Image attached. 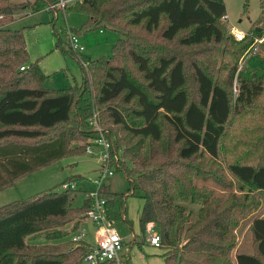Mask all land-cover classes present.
<instances>
[{
    "label": "trees",
    "instance_id": "trees-1",
    "mask_svg": "<svg viewBox=\"0 0 264 264\" xmlns=\"http://www.w3.org/2000/svg\"><path fill=\"white\" fill-rule=\"evenodd\" d=\"M52 1L0 0V190L52 160L83 151L96 137L88 124L96 112L109 153L117 157L114 169L127 179L131 194L142 199L139 232L144 236L146 225L152 224L160 235L165 264H264V216L251 215L259 206L257 197L249 194L264 193V57L255 53L238 71L232 65L264 35V0H259L260 12L240 40L226 30L223 0L70 3L51 12L53 20L81 11L86 21L79 29L60 30L52 22L53 47L75 55L81 82L46 89L37 59H27L22 29L6 25L18 10L46 7L50 12ZM86 27L122 35L107 59L62 48L61 34L77 35ZM176 46H198L197 60L175 55ZM211 59L224 64L223 80L208 69L206 61ZM190 78L194 98L187 88ZM260 99L263 103L256 105ZM244 117L262 118L250 126L245 139L230 138L226 152L234 154L222 152L230 125ZM76 141L80 149L71 146ZM238 149L241 155H236ZM221 153L226 158L223 172L230 177L216 164ZM196 180H212L231 191L218 195ZM103 194L106 217L125 221L127 192L104 186ZM75 199L74 190L66 189L3 205L8 209L0 210V264H79L88 247L70 237L85 217L89 200L84 193L80 202ZM75 212L72 221L68 217ZM65 219L72 223L67 232L50 230ZM246 226L254 253L237 251L233 261L235 230ZM41 231L48 239L61 240L30 253L28 247L36 244L26 239Z\"/></svg>",
    "mask_w": 264,
    "mask_h": 264
},
{
    "label": "rangeland",
    "instance_id": "rangeland-1",
    "mask_svg": "<svg viewBox=\"0 0 264 264\" xmlns=\"http://www.w3.org/2000/svg\"><path fill=\"white\" fill-rule=\"evenodd\" d=\"M11 1L15 3H21L25 1L32 2L33 0ZM223 1L226 7V15L228 19L222 18V20L225 24L228 34H230V36H233L232 30L234 29L241 30L245 33L248 30L251 22L257 18L260 12L259 0ZM54 11L51 10L49 12L46 7H43L42 9L35 12L29 11L28 9L18 10L13 13V20L9 22L6 27H8L9 29H22L27 51V59L28 61H34L37 59L38 66L45 76L41 82L42 87L46 89H63L73 84H79L81 82V71L75 55H64L58 48L53 47L56 38L52 33L51 24L53 22L56 30H60V28L63 26L72 29H79L81 25L85 23L86 15L81 11H70L63 17L59 14L58 17L53 20V14H55L56 11L59 10H56L55 12ZM69 34L74 33L67 32L66 38L64 34L60 35L62 48H66L69 46ZM76 36L77 42L79 44H82L84 48L83 51L78 52L77 55H87L91 59H95L98 57L107 59L111 54L112 44L116 39L122 37V35L117 31L103 27L92 29H87V27L82 28L81 31H78V34ZM205 46L208 47V45ZM254 47H257L256 52L252 51ZM198 48V46H176L173 50V53L175 55H183L186 61H195L198 58L197 53L200 50ZM255 53L260 54V57H264V35L260 38H257L254 41L252 47L250 46L247 51L239 57L237 62L232 63V65L237 66V71L241 70L247 64L249 58H251ZM206 62L208 65V69L213 74L214 78H220V80H223L224 76L226 75V72L223 71V69H225L224 64H222L221 61H218L216 63L212 59L209 63L208 60ZM233 86L234 87L232 91L233 96H235L237 94L238 86V80H236V77L233 80ZM187 88L190 96L194 98L195 85L194 83H192L191 78L189 79ZM263 100L260 99L256 101V105L260 106V104L263 103ZM92 114L96 119L98 128L102 130L101 125L97 120L96 112H93ZM253 114H257V112L253 111ZM260 118L244 117V119H236L230 125L229 138L226 137L224 142L222 143V152L234 154L235 151L226 152V149L230 147V138L232 136H236L237 138L245 139L247 137V132L249 131L250 126L252 124H256ZM89 127L92 128L91 126ZM45 132H48V130H46ZM101 132V136L106 138L104 134L105 130H102ZM85 141L89 142L90 140L84 139V142ZM79 144H81V142L76 141V143H72L71 146L76 147V145ZM90 145H92V154H87L85 152V148L81 152L66 154L31 172H28L22 178L14 181L12 185L1 189L0 210L3 211L8 209V206L5 207L3 205L14 200L27 199L30 198V196L32 197L42 192H61L63 189H61L60 184L68 180H75L76 187L73 189L76 197L75 203L80 202L83 197V191L86 189V179L93 177L100 165L98 157L101 148L97 145H93L92 139L90 141ZM80 146L82 147V145H79L77 149H80ZM239 154L241 155V149L237 150L236 155ZM111 159L115 164L116 160H114L112 156ZM216 164L217 166H219V168L222 169V172L225 170L226 158L224 157L223 153H221V156L216 160ZM209 165L210 163L208 162L207 164H205V167H208ZM223 173L228 176L226 171ZM103 183L105 184V187H107V189L111 192H127V196L125 197L126 220H115L113 222V227L123 238V243L120 249V255L122 256L123 262L125 259L126 264H165L164 259L161 256L162 252L164 251L163 248L148 245L147 243H145L142 233L139 232L137 217L142 205V199L137 193L131 194L129 183L124 175L120 171H116L113 168L112 175L106 177ZM196 183L199 186L205 185L209 188H212L218 195H224L226 192L228 193L229 191H231L230 189L223 190L217 183L212 180H196ZM249 194L257 197V206H259L251 213V215L253 214L264 216V193L253 190L252 192L250 191ZM192 208L196 209L195 206H192ZM76 217L77 215L75 212L74 214H70V217L68 218H73L72 221H74V218ZM242 221L243 220H241V222ZM71 225L72 223H67L65 219L62 225L54 227L50 230H60L67 232ZM81 225L87 231L85 240H87L88 243H92L93 228L91 226V223L85 221L84 218H82L80 221V226ZM146 229L147 226L145 227V232ZM77 230L78 227L74 231V233H76ZM45 231H41L35 234L34 237L26 239L27 244H36L34 249L28 247V251L30 253L40 250L39 246L57 243L58 240H61H51L46 238L44 236ZM235 235L236 247L232 252L233 261L237 250L254 253V242L247 226L243 227L241 231H239L237 228L235 230Z\"/></svg>",
    "mask_w": 264,
    "mask_h": 264
},
{
    "label": "built area",
    "instance_id": "built-area-1",
    "mask_svg": "<svg viewBox=\"0 0 264 264\" xmlns=\"http://www.w3.org/2000/svg\"><path fill=\"white\" fill-rule=\"evenodd\" d=\"M80 0H54L48 8L51 10H63L65 6L70 3ZM223 19H228L227 15ZM232 35L235 39L240 40L244 37L245 33L241 30H232ZM69 47L74 52L83 51L82 44L77 42V36L74 34L68 35ZM253 52L257 51V47L252 49ZM22 69V67H20ZM88 124L96 132V137L93 139V145L100 147L99 151V168L95 175L86 179V189L83 191L84 196L89 200V207L86 210L84 220L91 223L93 228V242L88 243L85 240L86 229L81 225L77 232L72 234L70 240L73 242H83L87 245V252L81 257L79 264H123L120 249L123 243V238L117 233L113 227V222L106 217V198L103 194L105 184L103 181L106 177L111 176L115 164L112 162L109 153L110 144L105 137H102V130L96 124L94 115L88 119ZM85 152L92 154V145L85 146ZM117 160L116 156H112ZM61 189H74L76 187L75 180H68L60 184ZM147 229L144 234V241L153 247H159L160 235L157 231L152 229V224H147ZM132 237V235H131Z\"/></svg>",
    "mask_w": 264,
    "mask_h": 264
},
{
    "label": "crops",
    "instance_id": "crops-1",
    "mask_svg": "<svg viewBox=\"0 0 264 264\" xmlns=\"http://www.w3.org/2000/svg\"><path fill=\"white\" fill-rule=\"evenodd\" d=\"M146 243V242H145ZM148 245H150V244H148ZM238 251V250H237Z\"/></svg>",
    "mask_w": 264,
    "mask_h": 264
}]
</instances>
